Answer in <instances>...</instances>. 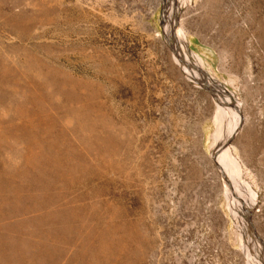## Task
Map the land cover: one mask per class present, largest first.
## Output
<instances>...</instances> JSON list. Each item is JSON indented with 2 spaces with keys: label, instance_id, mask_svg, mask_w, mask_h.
<instances>
[{
  "label": "rangeland",
  "instance_id": "1",
  "mask_svg": "<svg viewBox=\"0 0 264 264\" xmlns=\"http://www.w3.org/2000/svg\"><path fill=\"white\" fill-rule=\"evenodd\" d=\"M2 46L60 88L0 133V264H264V0H0Z\"/></svg>",
  "mask_w": 264,
  "mask_h": 264
},
{
  "label": "bare ground",
  "instance_id": "2",
  "mask_svg": "<svg viewBox=\"0 0 264 264\" xmlns=\"http://www.w3.org/2000/svg\"><path fill=\"white\" fill-rule=\"evenodd\" d=\"M18 19V18H17ZM34 20V19H33ZM31 21V20H30ZM16 22V21H15ZM30 24V23H29ZM18 29V28H17ZM185 50V46H183V51ZM16 51L14 50V48L12 47H7V46H2L0 47V87H5L9 81H13L12 84H16L17 79H23L24 80V84L23 86L21 85L19 89H21V91H17L18 94L20 95V100H10L11 102L13 101V103H11L10 105L4 106L3 108H0V112L1 114H5L8 119H6V122L1 123L0 122V133L1 134H6L5 136H7V134L9 135H14L15 133H21V137L24 133V135L27 133L29 128H32V126H34L33 120L37 119L35 117H42L45 116L46 114V108L44 106V98L45 95H43L41 92L43 91H48V89H54L52 92V95L57 94L58 92H55L56 88H60L59 83L53 78L49 77V73L50 71L55 72V70H50L48 72H46V69H48L47 65H44L43 62L41 61V59L33 54L31 51H24L22 52V58H23V63L22 62H18L16 60ZM184 56H185V65H189L190 64V59L191 57L187 56V54H185L184 52ZM196 56V55H195ZM197 61L198 63H201L200 58L197 56ZM20 60V59H19ZM190 66V65H189ZM53 67V66H51ZM53 76V75H52ZM22 82V81H21ZM74 82V81H73ZM76 83V82H75ZM73 84V83H72ZM1 89V88H0ZM8 90V89H6ZM15 91V90H14ZM62 92V91H61ZM16 93V91H15ZM49 94V93H48ZM47 94V95H48ZM2 95V94H1ZM4 95V93H3ZM14 95V94H12ZM16 94L14 95L15 98ZM4 97V96H3ZM57 97V96H56ZM233 95H231V98L233 99ZM10 98V97H9ZM12 98V97H11ZM10 98V99H11ZM1 99V98H0ZM48 99V98H47ZM231 99V100H232ZM46 100V99H45ZM61 100V99H60ZM229 100V99H228ZM4 101V99H3ZM6 101V100H5ZM9 101V102H10ZM62 102V100H61ZM4 103V102H3ZM1 102V104H3ZM6 103V102H5ZM63 103V102H62ZM74 105V104H72ZM65 107V106H64ZM67 107V106H66ZM63 108V107H62ZM222 108V107H221ZM223 110V109H222ZM78 111V110H77ZM82 111V110H81ZM228 110H226L227 112ZM63 112V111H62ZM225 110L221 111V114L219 112V120H223L225 114H226ZM230 112V111H229ZM80 113L77 114V112H75V116L73 114L67 116V123L71 122V119L74 117L77 119V115H79ZM85 114V113H84ZM232 116L235 118V115H233L234 113H231ZM230 114V117H231ZM227 116V115H226ZM225 116V117H226ZM3 117V116H2ZM83 117V116H82ZM20 120L22 122L16 123V120ZM86 119V118H85ZM4 120V119H3ZM83 120V118H82ZM81 120V121H82ZM88 120V119H87ZM35 121V120H34ZM100 121V119L98 120ZM91 122V121H89ZM83 123V122H82ZM88 123V122H87ZM223 123V122H222ZM221 123V124H222ZM49 124V123H48ZM66 124V123H65ZM84 124V123H83ZM3 125V126H2ZM75 125V124H74ZM77 126V125H76ZM74 126V127H76ZM87 126V125H86ZM240 126V121L238 119L235 120V123L233 125V128L231 129V131H229L232 135H234ZM34 128V127H33ZM66 128V127H65ZM91 128H93L91 126ZM68 129V128H67ZM88 129V128H87ZM94 129V128H93ZM77 129H75L76 131ZM73 131V130H72ZM74 131V132H75ZM81 131V130H80ZM92 131V130H91ZM83 132V131H82ZM73 133V132H72ZM29 134V133H28ZM44 134V133H43ZM74 134V133H73ZM19 135V134H18ZM42 135V134H41ZM223 134L221 131H219V137H221ZM4 136V135H2ZM16 136V134H15ZM15 136H13V138L11 137V139H14ZM48 136V135H47ZM85 136V135H84ZM110 136V135H109ZM18 137V136H17ZM28 137V136H27ZM61 137V136H59ZM57 137V138H59ZM90 137V136H89ZM8 137L4 138L7 139ZM44 138V137H43ZM47 138V137H45ZM51 138V137H50ZM54 138V137H53ZM91 138V137H90ZM3 138L0 135V141ZM10 139V138H9ZM25 139H29V138H25ZM49 139V138H48ZM30 140V139H29ZM57 140V139H56ZM15 141V139H14ZM22 141V140H20ZM17 143V140H16ZM25 143V142H24ZM29 145V142H27ZM32 143V141H31ZM45 143V142H44ZM106 143L109 145H111V143H113V140L108 139L106 141ZM2 144V143H1ZM0 144V147H1ZM56 144V143H55ZM89 144V143H88ZM8 145H5V147H7ZM4 147V146H2ZM25 147V146H24ZM66 147V146H65ZM9 148V147H8ZM23 148V146H22ZM61 148V147H60ZM2 149V148H1ZM7 149V148H6ZM16 150V148H14ZM9 150V149H8ZM54 150V149H53ZM58 150V149H57ZM5 151V150H4ZM13 151V150H12ZM63 155V154H62ZM61 156V155H60ZM21 158V157H20ZM10 161V160H9ZM5 162V161H4ZM47 162V161H46ZM40 163V162H38ZM23 164V163H22ZM42 164V163H41ZM50 164V163H49ZM63 163H60V165ZM227 164L229 165V167L239 176V166L237 164V162L235 161V159L232 158V156L229 154L228 158H227ZM52 165V164H51ZM69 165V164H68ZM84 165V164H83ZM62 166V165H61ZM226 166V165H225ZM20 168V167H19ZM7 170V169H6ZM5 170V171H6ZM54 171V170H53ZM2 172V171H1ZM5 173V172H4ZM8 173V172H7ZM2 174V173H1ZM12 175V174H11ZM3 177V174L1 175V178ZM4 180V178H2ZM9 179V177H8ZM22 179V178H21ZM3 180L0 179V184L3 183ZM2 181V182H1ZM30 181V180H29ZM5 182V181H4ZM11 182V181H10ZM4 184V183H3ZM31 184V183H30ZM8 185V184H6ZM3 186V185H2ZM6 187V186H5ZM1 188V187H0ZM4 188V187H3ZM16 188V187H15ZM10 195V194H9ZM3 196V195H2ZM1 199V198H0ZM248 215V214H247ZM53 224V223H52ZM2 225V224H0ZM53 227H55L53 225ZM77 228V227H76ZM111 228V227H110ZM69 229V228H68ZM72 231V230H71ZM76 232V231H75ZM74 232V233H75ZM98 232V231H96ZM48 233V232H47ZM72 233V232H71ZM87 233V232H86ZM100 233V232H99ZM70 234V231H69ZM82 234V233H80ZM90 234V233H89ZM87 234V235H89ZM55 235V234H54ZM68 235V234H67ZM72 235V234H71ZM104 235V234H103ZM74 237V235H72ZM99 236V235H98ZM93 237V236H92ZM95 239H99L96 237H93ZM60 240V239H58ZM65 240V239H64ZM11 241V240H10ZM102 241V240H101ZM12 242V241H11ZM102 247V246H101ZM87 248V247H86ZM86 250V249H85ZM84 250V251H85ZM53 252V250H52ZM55 253V251L53 252ZM93 253V252H92ZM16 254V253H15ZM85 254V253H84ZM91 254V253H90ZM78 255V254H76ZM89 256V255H88ZM80 258V257H79ZM80 260V259H79ZM79 263V262H78Z\"/></svg>",
  "mask_w": 264,
  "mask_h": 264
}]
</instances>
